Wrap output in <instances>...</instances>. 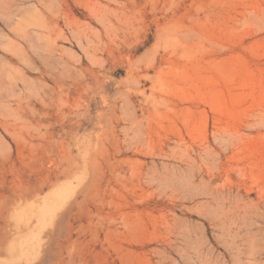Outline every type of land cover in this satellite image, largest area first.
Segmentation results:
<instances>
[{
    "label": "rangeland",
    "instance_id": "obj_1",
    "mask_svg": "<svg viewBox=\"0 0 264 264\" xmlns=\"http://www.w3.org/2000/svg\"><path fill=\"white\" fill-rule=\"evenodd\" d=\"M0 264H264V0H0Z\"/></svg>",
    "mask_w": 264,
    "mask_h": 264
}]
</instances>
